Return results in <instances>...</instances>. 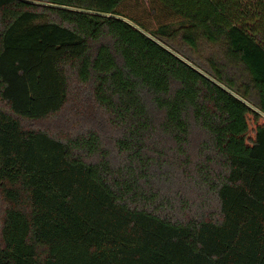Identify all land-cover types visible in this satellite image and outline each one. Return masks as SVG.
Returning a JSON list of instances; mask_svg holds the SVG:
<instances>
[{"label":"trees","instance_id":"1","mask_svg":"<svg viewBox=\"0 0 264 264\" xmlns=\"http://www.w3.org/2000/svg\"><path fill=\"white\" fill-rule=\"evenodd\" d=\"M0 264H264V0H0Z\"/></svg>","mask_w":264,"mask_h":264},{"label":"rangeland","instance_id":"2","mask_svg":"<svg viewBox=\"0 0 264 264\" xmlns=\"http://www.w3.org/2000/svg\"><path fill=\"white\" fill-rule=\"evenodd\" d=\"M185 50L190 53L194 58H199L200 60L204 59L205 57H207L212 50V47H210L208 44H202L199 46V48L195 51H192L190 48H188L187 46H184Z\"/></svg>","mask_w":264,"mask_h":264}]
</instances>
